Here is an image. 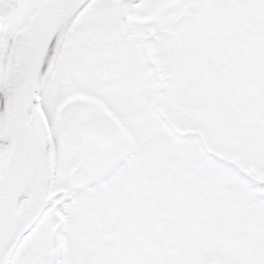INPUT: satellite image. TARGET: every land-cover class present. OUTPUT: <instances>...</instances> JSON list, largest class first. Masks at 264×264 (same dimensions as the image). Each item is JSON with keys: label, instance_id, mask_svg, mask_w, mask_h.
Returning a JSON list of instances; mask_svg holds the SVG:
<instances>
[{"label": "snow or ice", "instance_id": "obj_1", "mask_svg": "<svg viewBox=\"0 0 264 264\" xmlns=\"http://www.w3.org/2000/svg\"><path fill=\"white\" fill-rule=\"evenodd\" d=\"M0 264H264V0H0Z\"/></svg>", "mask_w": 264, "mask_h": 264}]
</instances>
